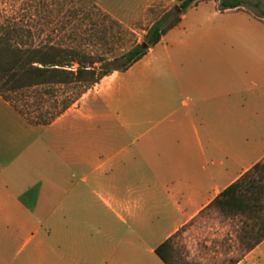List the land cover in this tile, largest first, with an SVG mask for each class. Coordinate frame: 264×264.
<instances>
[{"label": "crops", "instance_id": "0c3cea01", "mask_svg": "<svg viewBox=\"0 0 264 264\" xmlns=\"http://www.w3.org/2000/svg\"><path fill=\"white\" fill-rule=\"evenodd\" d=\"M263 157L264 19L198 0L48 122L0 94V264H169L155 247Z\"/></svg>", "mask_w": 264, "mask_h": 264}, {"label": "trees", "instance_id": "16d2710c", "mask_svg": "<svg viewBox=\"0 0 264 264\" xmlns=\"http://www.w3.org/2000/svg\"><path fill=\"white\" fill-rule=\"evenodd\" d=\"M197 1L182 0L179 3L181 10L168 9L163 12L147 27L141 41L109 56L84 47L83 42L67 43L63 37L55 40L49 35L47 40H36L37 31L10 17L1 8L0 94L28 121L48 122L103 75L113 70H124L140 58L163 33L178 23L181 13ZM217 4L219 9L243 7L254 16L264 19V5L258 1L217 0ZM251 5L255 10L250 8ZM88 31L85 34L94 41L98 39L106 42L108 39L104 29L92 28ZM68 37L69 40L74 39L76 32L70 31ZM60 86L78 87V92L65 97L57 106L56 90ZM31 91L38 92L40 97L47 94L53 100L52 107H49L51 109L41 111V107H28L26 99L21 98ZM211 205L225 213L244 216L243 226L238 232V238L244 246L243 255L264 239V157L220 190L207 207ZM177 231L155 247V251L169 264H177L172 252V236ZM240 258L229 264H235Z\"/></svg>", "mask_w": 264, "mask_h": 264}, {"label": "rangeland", "instance_id": "374dc122", "mask_svg": "<svg viewBox=\"0 0 264 264\" xmlns=\"http://www.w3.org/2000/svg\"><path fill=\"white\" fill-rule=\"evenodd\" d=\"M181 1L0 0V9L37 31L36 40H47L49 35L55 40L63 37L67 43L83 42L84 47L109 56L141 41L147 27L166 10H177L175 5ZM248 1H258L264 5V0ZM250 8L255 10L253 5ZM92 28L107 31L106 42L98 39L94 41L85 34ZM70 31L76 32V37L71 40L68 37ZM77 92L78 87H57V106H60L62 99ZM21 99H26L28 107H41V111L52 107L53 103L47 94L40 97L38 92L33 91ZM243 218L241 214H228L213 205L206 207L172 236L174 262L229 264L240 258L244 246L238 238V232L243 226Z\"/></svg>", "mask_w": 264, "mask_h": 264}, {"label": "water", "instance_id": "95a60500", "mask_svg": "<svg viewBox=\"0 0 264 264\" xmlns=\"http://www.w3.org/2000/svg\"><path fill=\"white\" fill-rule=\"evenodd\" d=\"M175 8L177 9V11H180L181 10V8H180L179 5H175Z\"/></svg>", "mask_w": 264, "mask_h": 264}]
</instances>
